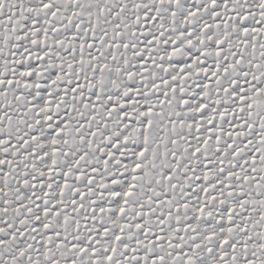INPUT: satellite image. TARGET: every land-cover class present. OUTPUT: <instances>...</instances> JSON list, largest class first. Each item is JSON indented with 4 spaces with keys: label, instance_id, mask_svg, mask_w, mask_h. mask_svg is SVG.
<instances>
[{
    "label": "snow or ice",
    "instance_id": "1",
    "mask_svg": "<svg viewBox=\"0 0 264 264\" xmlns=\"http://www.w3.org/2000/svg\"><path fill=\"white\" fill-rule=\"evenodd\" d=\"M0 264H264V0H0Z\"/></svg>",
    "mask_w": 264,
    "mask_h": 264
}]
</instances>
